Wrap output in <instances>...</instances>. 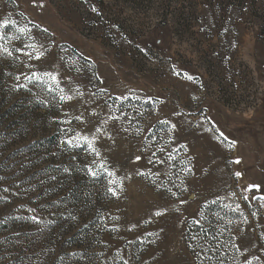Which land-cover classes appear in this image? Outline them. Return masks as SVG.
Here are the masks:
<instances>
[{"label":"rangeland","instance_id":"rangeland-1","mask_svg":"<svg viewBox=\"0 0 264 264\" xmlns=\"http://www.w3.org/2000/svg\"><path fill=\"white\" fill-rule=\"evenodd\" d=\"M4 20L0 264H197L185 231L216 204L236 213L241 259L264 264V0H0ZM31 43L41 61L15 51ZM36 68L84 96L61 104L15 79ZM78 112L120 117L100 141L115 177L93 179L95 157L60 144L61 128L83 126L56 121Z\"/></svg>","mask_w":264,"mask_h":264},{"label":"snow or ice","instance_id":"snow-or-ice-1","mask_svg":"<svg viewBox=\"0 0 264 264\" xmlns=\"http://www.w3.org/2000/svg\"><path fill=\"white\" fill-rule=\"evenodd\" d=\"M10 24H15V22L4 20L2 23H0V40H5L6 36L3 32V30H6ZM20 33H30L31 29L26 27H20L18 29ZM44 31H47L46 29ZM19 38V37H17ZM29 39L35 40V37L29 36ZM25 48L31 49V51L25 52L23 48H17L15 51L22 53L23 55L27 56L29 60H36L41 61L46 56V49L41 50L44 48L43 45L37 46L36 43L26 44ZM3 51L6 52L9 56L12 55V52L9 51L7 48H3ZM29 68L35 67L34 65L28 64L26 65ZM23 75L24 79L28 81V83L33 84L34 86L40 87L43 86L49 93H58V100L61 104H68L71 105V102L76 99L77 97L82 98L84 96V93L79 90V86L76 89H73L71 87V78H67L65 80L62 78L59 73L53 72L51 70H45L43 68H36V70L31 71L29 74L21 73L15 77L17 81L20 80V76ZM191 79V77H188ZM17 87H24V85H17ZM103 91V89L101 90ZM118 101L123 102L128 99V97H117ZM88 101H84V104H87ZM144 103H162V101H153L151 97H148L144 100ZM83 106V105H82ZM87 111V109H85ZM69 110H64L63 115L65 117L68 116ZM99 114L96 112L95 109H92L90 112V116H98ZM123 115V114H122ZM55 119V118H54ZM119 116L111 115L108 117V120H119ZM75 120L79 124L83 126L81 130H74L71 127L68 128H61L60 131L64 136V139L60 141L61 145H64L68 148H75L80 147L84 148L86 151V154L88 156H94L95 159L91 160L90 163L85 164V168L87 169L88 174L93 178L96 179L97 177L106 174L108 177H115L116 173L112 171L111 167L108 166L107 159L104 158L103 153L101 151L100 141L104 138L108 140H112V134L111 132L106 131L104 127H102L103 124H107L108 120L104 121H93L91 119H85L83 112H78V114H75L72 116L71 119H63V120H57L56 122L58 124H68L71 125L72 121ZM163 124H169V121L164 120L161 121ZM176 125L171 124V127L169 131L175 129ZM127 131V129H125ZM141 130L137 129V133L139 134ZM221 136H223V133H221ZM172 141V138L169 137V142ZM160 152H164L165 149L163 147H160L158 149ZM156 153L153 152L152 156H155ZM141 156L136 157V161L141 160ZM175 157L171 154L168 155V160H173ZM75 159V157H73ZM99 161V163H97ZM150 162H152L150 160ZM157 164H164L166 161L161 158H157L155 161ZM239 163V161H236ZM65 172H68L69 169L65 168ZM186 171H191V169H186ZM143 174V173H141ZM159 175V173H157ZM239 175V173H237ZM3 177H0V180H2ZM52 179H55V177H52ZM117 181L115 179H110L109 184L110 185H116ZM258 188V186H253ZM4 191H8V189H4ZM109 192H111L114 196L118 195L117 188L115 186H110L108 189ZM171 191V189H169ZM173 196H176L177 193H172ZM181 203H184V201H181ZM211 204H216L217 200H213L210 202ZM237 208H239V205H237ZM31 212H35V209H29ZM166 211V209L164 210ZM163 213L161 211H157L155 215H162ZM255 216L256 213H253ZM33 223H40L41 218L37 215H33L30 217ZM75 219V217H73ZM113 219H119L118 217H114ZM194 224H199V220H194ZM115 230V229H113ZM236 247L237 251L247 252V248H241L240 245H234ZM253 259H259L258 257H253ZM121 260L123 261V264H127L126 260H123V257H121ZM248 264H251V261H248Z\"/></svg>","mask_w":264,"mask_h":264},{"label":"trees","instance_id":"trees-1","mask_svg":"<svg viewBox=\"0 0 264 264\" xmlns=\"http://www.w3.org/2000/svg\"><path fill=\"white\" fill-rule=\"evenodd\" d=\"M236 215L216 204L206 210L200 223L187 226L185 239L197 264H248L241 259L230 217ZM252 264V263H251Z\"/></svg>","mask_w":264,"mask_h":264}]
</instances>
